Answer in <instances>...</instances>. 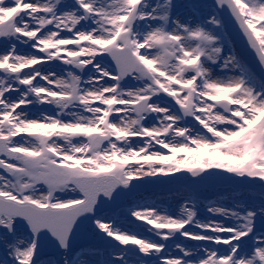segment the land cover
<instances>
[{
  "label": "snow or ice",
  "instance_id": "6c2138e0",
  "mask_svg": "<svg viewBox=\"0 0 264 264\" xmlns=\"http://www.w3.org/2000/svg\"><path fill=\"white\" fill-rule=\"evenodd\" d=\"M0 264H264V0H0Z\"/></svg>",
  "mask_w": 264,
  "mask_h": 264
}]
</instances>
